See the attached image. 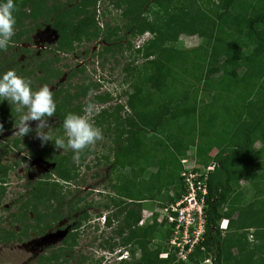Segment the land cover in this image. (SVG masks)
I'll return each instance as SVG.
<instances>
[{
  "label": "trees",
  "instance_id": "trees-1",
  "mask_svg": "<svg viewBox=\"0 0 264 264\" xmlns=\"http://www.w3.org/2000/svg\"><path fill=\"white\" fill-rule=\"evenodd\" d=\"M100 1L14 0L17 23L10 43L32 45L30 34L42 20L56 33V47L40 51L19 47L16 53L9 52L10 47L8 53L0 50V77L13 70L31 81V87L36 81L41 88L62 75V71L53 67L58 57L42 59L45 53L51 50L65 53L73 49L74 43H88L99 37L108 43L113 32L102 30L96 20ZM112 2L119 8L125 5L121 12L125 18L122 28L132 36L146 32L152 35L143 54L147 60L137 80L154 90L146 97L136 87L127 98L132 116L138 119L134 125L138 130L126 140L125 147H118L113 161V166L123 172L118 186L121 198L116 210L103 218L102 225L112 229L111 238L115 241L106 240L101 247L112 251L120 245H129L132 254L140 250L136 264H186L175 262L177 249L169 244L172 231L168 228L160 232L157 215L154 214L151 225L140 227L138 223L144 202H155L162 208L185 192L180 159L193 148L197 170L211 163H215V169L208 174L203 241L188 255L187 263L208 264L209 260L210 264H264V0H223L222 11L214 17L202 12L196 4L189 5L188 0ZM149 3L156 7L151 19L146 17L151 11ZM184 34L196 35L204 42L194 48L175 50L172 45ZM109 49L106 46L102 52ZM30 52V56L17 61L21 53ZM36 72L39 75L33 81L32 74ZM77 73L84 70L73 69L67 76L68 86L61 84L52 90L57 105L55 115L61 121L51 128L52 133L56 129L64 131L63 120L69 113L79 114L80 108L66 110L71 102L90 93V86L78 93L68 83ZM1 107L0 119L21 116L15 105L2 99ZM3 127L9 130L11 125L3 123ZM148 131L153 135H146ZM256 144H260L259 148ZM44 145L46 149L38 151V156L55 164L51 171L58 178L73 181L75 175L65 164L68 158L61 157L54 142ZM125 170L129 171L128 176ZM7 172L6 166H0V177ZM41 176L28 192L30 198L20 199L26 217L21 236L29 230L35 236L44 235L62 219L59 212L64 197L56 193L54 186L48 190L44 180L48 176ZM242 181L246 186L240 185ZM248 189L252 191V200L246 203L244 196ZM48 201L55 202V207L51 219L43 221ZM146 209L153 211L154 207L147 205ZM29 213L32 223L27 217ZM83 218L87 219V215ZM222 219L228 220L230 228L236 225L234 234H221L218 223ZM80 220L74 219L76 227ZM248 231L254 238L251 249L247 245ZM15 234L6 232L4 236H10L0 237V243L20 240ZM70 239L66 238L64 243ZM75 240L73 237L69 244L51 250L48 255L40 254L37 264H65L62 257L72 251ZM162 254L167 255L165 259L160 258ZM85 260L81 256L82 263Z\"/></svg>",
  "mask_w": 264,
  "mask_h": 264
},
{
  "label": "rangeland",
  "instance_id": "rangeland-1",
  "mask_svg": "<svg viewBox=\"0 0 264 264\" xmlns=\"http://www.w3.org/2000/svg\"><path fill=\"white\" fill-rule=\"evenodd\" d=\"M112 1L115 0H101L96 6V20L100 27L102 30L109 29L113 32L108 43L99 37L88 43H74L73 49L68 52L51 50L41 57L47 60L51 57L59 59L53 64V67L62 71V75L59 79L52 80V83L48 85L51 90L61 84L68 86L67 76L73 69L84 70V73L74 75L68 83L72 88L75 86L78 93L90 86V93L86 97L73 100L66 110L80 108L79 115H84V107L89 103L93 104L95 111L90 119L95 126L103 130V140L85 149L80 154L79 161L73 160V152L71 155L68 154L71 150H58L61 157L68 158L65 164L67 170H71L72 175H75L74 180L71 181L75 187L68 186L64 180L58 178L51 171L55 165L53 162L38 156V151L47 147L37 138L38 122H30L33 131L30 135L20 137L14 135L15 126L18 124L16 121L20 120V116H17L16 119H12L10 116L0 119V124L11 125L9 130L4 129L0 134V166H6L8 169L6 175L0 177V237H9L10 235L4 236V234L15 231V235L20 238V240L10 239L0 243V264H37L40 254L48 255L51 250L64 247L70 243L69 241L73 237L76 239V244L72 251H68L69 254L62 257V263L66 261L68 264H136L139 259L140 250H135L132 254V248L129 245H120L112 251L101 247V244L106 240L109 243L115 241L114 238H111L113 237L112 229L102 225L103 218L116 210L115 206L121 198L118 186L121 183L120 177L123 172L119 167L113 166V161L118 147H125L126 140L138 130V127L134 126L137 125L138 119L132 116L131 109L126 104L127 98L135 92L136 87L141 88L142 94L146 93V97L154 90V87L148 84H139L137 80L138 73L142 72L141 66L147 60L143 58V54L152 35L150 32H146L141 36H132L122 28L125 18L121 17V12L125 9V5L119 8ZM222 1L188 0V4H196L202 12L214 17L216 13L222 11ZM149 6L151 11L147 13L146 17L151 19V13L156 11V7L152 3H149ZM38 24L39 26L34 27L30 34L32 45L28 46L26 43L22 45H27L26 47L30 51L55 48L57 36L54 30L42 20H39ZM203 42L204 40L196 35L184 34L179 36L178 41L172 47L180 51L197 47ZM9 45V52L16 53L18 51V45L12 43ZM106 46H109L110 49L104 53L102 51ZM6 52L8 53V51ZM30 55L31 52L29 54L21 53L17 61L20 62ZM211 55L214 56L215 52L211 51ZM36 76H38L37 72L32 74L33 81ZM37 87L40 88L34 81L32 89ZM96 97L101 100H96ZM119 106L123 107L119 109ZM48 123L53 128L57 124H61V121L57 115H54L49 118ZM47 130L45 129V131ZM58 135L63 137L64 131L56 129L52 133L53 141ZM146 135L151 136L153 132L148 131ZM51 142H48L49 145ZM259 146L260 144H256V148ZM187 154L192 158L194 156L193 148L188 150ZM42 174L48 176L46 179L43 177L47 184L46 188L50 190L54 186L55 190L57 189L56 193L64 197L63 208L59 212L62 214V219L55 222L44 235L35 236L29 230L26 235L21 236V226L26 221L20 208L21 202L30 198L28 192L32 189L34 181L41 178ZM124 174L128 176L129 171L125 170ZM240 185L246 186V183L242 181ZM169 193L174 195L172 192ZM251 200L252 191L248 189L244 201L247 203ZM71 203H75L76 206ZM46 205L48 211L44 212L43 221L51 219L50 214L55 207V202L48 201ZM143 205V210L146 211V206L152 205L154 210L153 212L148 211V213L153 214L159 208L155 202H144ZM84 214L87 215V219L83 218ZM20 217L22 219L18 221ZM27 217L32 223V214L29 213ZM78 218L82 220L76 227L74 219ZM144 219H146L145 225L148 226L152 224L153 216H146ZM235 228L236 225L230 228L228 223L226 230L219 229V231L224 236L232 234ZM159 229L162 233L166 230V226H160ZM247 234L249 243L247 245L251 249L254 247V245L252 246L254 238L249 231ZM66 238H71L68 243L67 241L64 243ZM81 256L86 259L84 263L81 261ZM161 259H165L164 255ZM186 264H188L187 260Z\"/></svg>",
  "mask_w": 264,
  "mask_h": 264
},
{
  "label": "clouds",
  "instance_id": "clouds-1",
  "mask_svg": "<svg viewBox=\"0 0 264 264\" xmlns=\"http://www.w3.org/2000/svg\"><path fill=\"white\" fill-rule=\"evenodd\" d=\"M18 11L14 0L0 3V50H7L12 37L15 35L16 17ZM0 99L16 105V112L21 113L19 123L15 126L14 135L25 137L33 129L30 122H38L36 128L37 138L43 144L54 142L55 147L63 151L71 150L74 161H79L80 154L87 148L103 140V130L94 125L90 117L95 111V106L87 104L84 115L69 113L63 120L64 136L53 141L49 118L56 113L54 94L48 85L34 91L31 81L20 77L15 71L9 70L0 77ZM26 109V111H25ZM45 129H48L45 131ZM4 127L0 124V134ZM68 186L75 187L72 182H65ZM227 220V219H225ZM219 224V223H218Z\"/></svg>",
  "mask_w": 264,
  "mask_h": 264
},
{
  "label": "built area",
  "instance_id": "built-area-1",
  "mask_svg": "<svg viewBox=\"0 0 264 264\" xmlns=\"http://www.w3.org/2000/svg\"><path fill=\"white\" fill-rule=\"evenodd\" d=\"M194 154V153H193ZM190 155L180 159L182 172L180 176L185 187V192L176 199L162 208H158L156 222L161 226H166L172 231V237L169 241L171 247L177 249L176 262L186 261L188 255L203 241L205 233V200L208 193L207 180L208 174L215 169V163L207 165L205 168L197 170L195 155ZM149 210H143L139 226L145 227L144 217L154 216L148 213ZM153 212V211H149ZM143 217V218H142ZM228 220L222 219L218 227L220 230H226ZM166 258L162 254L160 258ZM209 261L207 260L206 263Z\"/></svg>",
  "mask_w": 264,
  "mask_h": 264
},
{
  "label": "flooded vegetation",
  "instance_id": "flooded-vegetation-1",
  "mask_svg": "<svg viewBox=\"0 0 264 264\" xmlns=\"http://www.w3.org/2000/svg\"><path fill=\"white\" fill-rule=\"evenodd\" d=\"M27 45H22V44H20V45H18V47H20V48H28V47H26ZM28 46H29V44H28ZM37 74L39 75V73L37 72ZM52 83V82H51ZM55 89V88H54ZM53 90V89H52Z\"/></svg>",
  "mask_w": 264,
  "mask_h": 264
}]
</instances>
